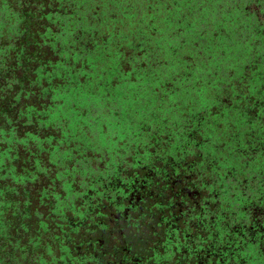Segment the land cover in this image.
I'll return each mask as SVG.
<instances>
[{
  "label": "trees",
  "instance_id": "1",
  "mask_svg": "<svg viewBox=\"0 0 264 264\" xmlns=\"http://www.w3.org/2000/svg\"><path fill=\"white\" fill-rule=\"evenodd\" d=\"M195 1L208 25L215 16L218 31L216 38L201 31L208 36L209 52L199 62L205 78L194 92H185L182 71L199 59L182 58V0H0V264L61 262L69 222L57 198L69 194L79 211L105 195L95 209L109 211L103 205L111 200L129 202L126 190L133 185V210L142 221L134 232L126 224L129 241L164 238L168 220L182 226L186 158L216 160L196 167L213 180L200 183V190L218 194L224 210L236 202L245 210L250 200L235 185L237 174L259 180L255 190L264 205V153H246L264 147V68L258 65L264 51L259 60L223 59L233 41L232 31H224L226 21L253 20L241 31L247 40L253 26L262 33L256 48L264 44V31L229 0ZM206 87L218 104L212 112L199 107ZM118 92L133 97L135 107L133 101L127 108L120 104ZM182 97L193 113L182 112ZM182 122L190 128L182 131ZM109 123L123 131L104 138ZM252 219L243 243L254 248L251 263L264 264V218ZM216 234L224 251L238 232L227 227ZM240 249L229 250L238 257Z\"/></svg>",
  "mask_w": 264,
  "mask_h": 264
},
{
  "label": "rangeland",
  "instance_id": "2",
  "mask_svg": "<svg viewBox=\"0 0 264 264\" xmlns=\"http://www.w3.org/2000/svg\"><path fill=\"white\" fill-rule=\"evenodd\" d=\"M229 2L232 3L233 6L237 5L238 7H244L245 14L250 15L253 17L255 21L258 22L259 26H261L262 31H264V2L263 0H229ZM242 2V3H241ZM241 3V4H240ZM226 7L229 9L230 5L227 1H225ZM225 4H222L221 7L225 6ZM222 17V16H220ZM218 17V18H220ZM215 16L212 18L211 25H208L209 22H207L202 16L198 14V2L195 0H182V28L184 31L182 32V58L185 60H188V55H193L197 59V65L193 66V62H188L190 67L194 68H185L182 72H186V75L183 77V83H182V89L186 91L194 92L193 88L199 87L198 81L201 79H204V70L202 65L199 64V62H203L202 60L206 59V54H208L209 50L207 49V41L205 35L201 33V31H207L209 30L212 37H215V33H217L218 30H215ZM250 21V20H249ZM245 21L241 20L238 22V24L234 22L225 23V29L226 32H231L230 38H232V43L225 51L223 59L225 61H234L233 59L237 60L241 55L245 58H249L251 55L254 59L259 60L257 58L261 57L264 49V44L261 45V47L256 48V38L261 37L262 33L259 34L257 30L254 29V26L251 28L250 32H247L248 40L244 34H246L245 30L241 31V28H250L253 24V20L250 21V23H245ZM245 23V24H244ZM245 25V26H244ZM237 27V35H232L235 33L234 29ZM241 34L240 36V33ZM211 38V37H210ZM209 38V40H210ZM252 38V39H250ZM264 40V37L262 38ZM229 41V40H228ZM225 44V43H224ZM256 48V49H255ZM210 49V48H209ZM221 54H219L220 56ZM188 65V66H189ZM258 65H261V68H264V59L263 63H260ZM203 85L198 88L197 90L201 89ZM242 88L244 91H246V87L244 84L242 85ZM202 93L204 95V99L206 98V102H203L202 99L199 100V107H209L210 111L214 110L218 104L213 105L212 103H215L216 100L214 97H211L212 91L209 87H206L204 90H202ZM201 93V96H202ZM215 96V94H213ZM115 98L120 102V104L125 105L127 108L132 104L135 107L134 98H130L129 100H126L121 92H118L115 95ZM184 97H182V112H191L193 105L191 104H185L183 103ZM202 98V97H201ZM209 98V99H208ZM94 99H101L98 95H95ZM224 103L229 104L231 102V97L227 96H221L220 98ZM190 105V106H189ZM200 109V108H199ZM219 109V108H217ZM256 107H253L252 112L255 114ZM203 113H200L199 115L202 116ZM214 116H218L215 114ZM110 122H113L112 119H110ZM264 122V119L263 121ZM190 127L185 124V122H182V131L189 129ZM119 131H123L122 129H118L116 126H112L110 123L108 124V131H106V135L104 138H110L118 134ZM115 139L111 138L110 142H115ZM262 149V150H261ZM246 153L249 156H255L259 155L261 153H264V147L261 146L258 149H248L246 150ZM262 155V154H261ZM185 157H182V159ZM207 161L206 163H203L201 160L200 162H193L190 158H186L185 160H182V163L186 166H190L189 172L184 175L182 174V177H184L185 184H182L183 193L187 196L186 198L182 196V264H242L243 258L237 259L234 256L231 257L228 253H223L222 258L223 260H219L217 256L213 252L221 253L222 251V240L216 239V235H214V232L218 233V231L227 228L229 231L236 230L238 232V235L234 236L233 238L236 240L238 237L239 239L243 240L244 238L247 240L246 234L247 231H249V228H252L253 226V219L257 218V221H260V223L263 221L264 218V205L259 201L260 196L257 194L258 192L255 190L257 187V180L256 178L250 180L245 179L242 177V175L237 174L238 181L236 180L235 185L238 184L241 188L244 189V197L246 199H250L247 207L245 210H243L242 205L239 206L236 202L231 208V210L226 211L224 210V207L227 205L222 200V198L218 194H211L215 198L211 197L209 195V192H202L200 190V183L206 182V184H209V182H213V180L209 177V172L204 170L203 168L201 171L197 168L198 166L203 167L206 165H215L216 160L205 158ZM208 160L210 164L208 163ZM200 163V164H199ZM195 165V166H194ZM197 166V167H196ZM195 167L198 172L193 171V168ZM232 172V171H231ZM231 176L230 179L235 180L233 178L232 174H229ZM210 182V183H211ZM217 191V190H216ZM218 192V191H217ZM216 192V193H217ZM200 193H202V200L200 199ZM204 195V198H203ZM243 197V198H244ZM188 199V200H186ZM199 201V202H197ZM185 202V203H184ZM218 215V220L215 221L214 226L207 229L205 226L208 224V219L212 216ZM224 215V218H223ZM67 219L73 220L72 217L66 216ZM223 218V219H222ZM257 231H253V235L256 234ZM241 234V236H239ZM257 235V234H256ZM255 235V236H256ZM254 236V237H255ZM232 237V236H231ZM247 237V238H246ZM244 239V240H245ZM214 240L217 242H214ZM243 242V241H242ZM210 243V244H209ZM207 244V245H206ZM209 244V246H208ZM242 247V246H241ZM201 249H204L201 250ZM209 249V252L207 255L206 250ZM219 249V250H218ZM201 257V258H200ZM200 258V259H199Z\"/></svg>",
  "mask_w": 264,
  "mask_h": 264
},
{
  "label": "flooded vegetation",
  "instance_id": "3",
  "mask_svg": "<svg viewBox=\"0 0 264 264\" xmlns=\"http://www.w3.org/2000/svg\"><path fill=\"white\" fill-rule=\"evenodd\" d=\"M132 187L133 185H130L126 190L128 192L127 201L130 204L129 202H124L120 206L118 205L120 200H111L109 203L103 205L105 209L112 208L109 211L95 209L102 205V198L105 195L95 196L93 198H97V200L91 198L90 201L88 200L89 203H83V211L74 210L72 208L73 204H69L73 199L72 194L67 195L65 199L57 198L61 204L65 205V208H60L62 216H69L74 219V221L68 220V231L64 234L65 246L62 247V250H65L67 255L60 259L61 262L59 264H182V226L175 220H168L166 222L165 231L167 235L154 243H134L133 241H129L127 236L130 232L126 230V224H129V229L134 232L133 230L140 228L142 221L141 217L137 218L133 210L135 206L132 201L136 196V190L131 189ZM112 204L116 205V209L110 206ZM105 213L108 215L104 216ZM52 214L56 213L53 211ZM96 217H98V220H95ZM91 218L92 220H90ZM216 220H218L217 215L216 217H210L205 227L207 229L209 226L213 227ZM147 225L146 222L143 227L148 229ZM80 230L84 233L81 236V241H79L80 235H78V231ZM214 235H217L216 232H214ZM230 236L232 245L227 243L224 246L226 248L221 253L213 252L215 256L219 260H223V253H228L233 257L235 256L234 252H230L229 249L232 247L237 249V245H239L241 248L239 252L242 250L243 253H237L238 257L235 258H243L244 262L242 264L246 262L250 264L252 261L251 253L254 251V248L243 243L245 242L243 241L245 238L241 240L238 237L235 240ZM263 240L264 234L261 241ZM248 247H251L253 250ZM201 250L204 251V249ZM206 252L209 255V249Z\"/></svg>",
  "mask_w": 264,
  "mask_h": 264
}]
</instances>
